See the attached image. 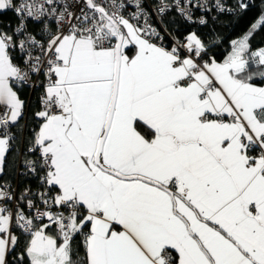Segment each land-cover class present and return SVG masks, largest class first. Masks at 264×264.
<instances>
[{"label": "snow or ice", "instance_id": "snow-or-ice-1", "mask_svg": "<svg viewBox=\"0 0 264 264\" xmlns=\"http://www.w3.org/2000/svg\"><path fill=\"white\" fill-rule=\"evenodd\" d=\"M260 3L217 59L194 11L248 0H0L16 18L0 24V264H264ZM25 85L21 188L5 175Z\"/></svg>", "mask_w": 264, "mask_h": 264}, {"label": "trees", "instance_id": "trees-1", "mask_svg": "<svg viewBox=\"0 0 264 264\" xmlns=\"http://www.w3.org/2000/svg\"><path fill=\"white\" fill-rule=\"evenodd\" d=\"M248 3L251 6L244 12L225 11L219 13L213 9L203 14L208 21L207 25L194 24L191 26L192 30L198 31L206 42H210L212 53L217 59H223L230 50V42L234 39L241 38L247 33L251 25L255 23L261 15L260 0H248ZM225 4L228 7L234 8L235 0H228ZM165 19L170 22L169 27L173 30H179L182 32L188 27L185 22L173 12L166 14ZM172 21H174V23ZM9 22L14 26L15 17L12 13L8 12L3 16H0L1 24H7ZM31 27L33 30H36V25L34 23L30 24V28ZM260 47H264V26L259 27L251 38V48L256 50ZM18 91L20 98L25 102L24 109H27V112L19 121V124L12 129L16 134L17 141L14 145L13 151L7 158L5 179L10 180L13 186L19 184L22 188L24 184L28 182V178L21 175L23 172L21 165L22 157L17 155L15 149L20 148L22 151L21 140H27L36 124L33 119V113L39 108V91L36 89L32 92L25 86L19 88ZM32 183L34 186L35 182L33 181ZM82 254L83 253L81 252V255Z\"/></svg>", "mask_w": 264, "mask_h": 264}, {"label": "built area", "instance_id": "built-area-1", "mask_svg": "<svg viewBox=\"0 0 264 264\" xmlns=\"http://www.w3.org/2000/svg\"><path fill=\"white\" fill-rule=\"evenodd\" d=\"M227 1L228 0H223V2L224 3H227ZM148 2L149 3H152L153 2V0H148ZM205 12H203V11H199V10H196V11H194V18L195 19H199L201 16H203V14H204ZM15 17V16H14ZM152 21H153V23H155L156 22V16H155V13H153L152 14ZM32 21L31 20H29L28 21V26H29V28H30V25H29V23H31ZM34 23V22H33ZM1 24V23H0ZM15 24H16V18H15ZM15 24H14V26H15ZM31 30H33V28L31 27L30 28ZM25 87H29L30 88V90L31 91H33L34 89H37L38 91H39V94H40V90H39V88L38 87H33V86H31V85H25ZM27 112V109H24V114ZM16 135V134H15Z\"/></svg>", "mask_w": 264, "mask_h": 264}, {"label": "bare ground", "instance_id": "bare-ground-1", "mask_svg": "<svg viewBox=\"0 0 264 264\" xmlns=\"http://www.w3.org/2000/svg\"><path fill=\"white\" fill-rule=\"evenodd\" d=\"M9 13H12V12H9ZM12 14H13V13H12ZM31 23H33V22H31ZM31 23H29V25H30ZM28 89L30 90V88H29V87H28ZM34 90H36V89H34ZM34 90H33V91H34ZM33 91H32V92H33ZM24 108H25V107H24Z\"/></svg>", "mask_w": 264, "mask_h": 264}]
</instances>
